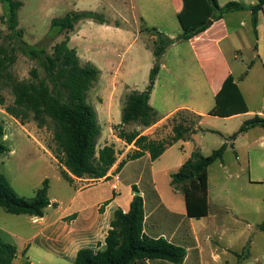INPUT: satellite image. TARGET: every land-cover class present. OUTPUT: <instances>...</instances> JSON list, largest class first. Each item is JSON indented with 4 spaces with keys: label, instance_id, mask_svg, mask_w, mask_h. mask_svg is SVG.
I'll list each match as a JSON object with an SVG mask.
<instances>
[{
    "label": "crops",
    "instance_id": "1",
    "mask_svg": "<svg viewBox=\"0 0 264 264\" xmlns=\"http://www.w3.org/2000/svg\"><path fill=\"white\" fill-rule=\"evenodd\" d=\"M108 7L111 15L104 17L105 23L82 20L75 25L69 37L70 44L79 43L75 50L80 61L94 64L101 71L97 82L100 100L95 109L101 129L97 150L113 145L117 162L101 179L77 178L68 173L72 178L69 182L62 175L67 169L55 158L51 148L38 142L56 164L54 177L49 181L51 205L43 217L12 215L3 209L4 212H0V221L3 222L0 232L12 240L11 243L7 242L16 246L18 251L12 264H74L81 249H103L114 212L121 209L127 213L136 193L144 201V234L153 239L164 238L183 247L186 250L183 264H262L254 261L252 241L248 236L237 233V219L229 218V189L225 187V197L221 195L218 202L211 200V186L217 184L221 177L219 170L223 171L224 179V173L229 172V165L224 161L225 154L208 168L207 211L200 212L193 208L194 204L189 203L184 192L175 190L171 185V176L178 172L195 150L204 155L199 137L211 130L205 127L207 121L213 118L208 113L215 106L216 95L229 75L239 85L249 112L222 119L241 118L240 128L253 116H264V97L262 109L253 111L241 88L255 62L242 60L238 64L246 67V70L241 73L239 71L244 68H238L237 74L240 75L236 76V69L230 60V55L233 54L236 61L242 54L236 47L241 38V25L239 22L229 23L231 12L200 35L190 40H177L196 14L197 0H114ZM89 31H97L104 36L103 40L86 35ZM145 34L149 35L151 44H143L131 56L114 48L112 41H125L131 37L136 42ZM166 38L176 41L166 48L162 56L161 69L150 97V105L157 111L159 121L148 128L130 124L125 129H138L141 135L153 140L168 139L173 135L171 119L180 111H190L201 116L198 125L201 130L192 138L180 140L169 147L156 161L146 151L139 159L128 161L119 168L127 155L139 148L134 143L119 139L114 127L121 124L126 96L133 91L146 89L155 63L154 43ZM225 43L230 46L229 50ZM115 64L116 67H113ZM137 73L142 74L140 78L135 76ZM0 114L12 119L27 132L28 123L21 124L1 106ZM35 128L41 130L37 125L32 129ZM257 129L263 132H255ZM254 132L264 138V129L256 127L239 135L233 143L228 140L220 146L226 143L227 152L229 148L234 149L239 137ZM213 169L215 174L212 175ZM113 185H117L118 189L114 190ZM134 187L138 192L134 191ZM212 206L216 208L215 212ZM247 246L249 250L245 252ZM139 264L171 263L158 259Z\"/></svg>",
    "mask_w": 264,
    "mask_h": 264
},
{
    "label": "trees",
    "instance_id": "2",
    "mask_svg": "<svg viewBox=\"0 0 264 264\" xmlns=\"http://www.w3.org/2000/svg\"><path fill=\"white\" fill-rule=\"evenodd\" d=\"M1 1L6 7L7 16L2 18V21L8 24L9 29L17 37H21V31L18 30V11L22 3L18 0ZM197 3L196 14L186 24L177 40H190L205 32L225 14L246 9L251 10L256 28V14L264 11V0H258L257 4L250 7L238 2H229L221 6L218 0H197ZM89 19L105 23L102 15L92 11L73 12L52 21L51 29L57 30L58 34H64L65 37L55 45L52 55L45 56L43 63L45 79L40 77L37 69H33L30 79L15 80L11 68L16 59L6 47L0 46V106L23 125L32 120L40 129L52 128L55 147L51 151L67 169L62 175L69 182L72 178L68 173L77 178L101 179L117 162V152L113 145H106L97 150L101 129L95 108L87 103V93L99 80L101 71L91 63L82 65L77 51L70 47V32L77 23ZM175 41L176 39L166 38L154 43L155 63L146 89L142 92L133 91L126 96L121 124L114 129L119 139L129 144L134 143L139 150L128 154L119 168L128 161L139 159L146 151L150 153L152 160L156 161L169 147L180 140H187L189 135L201 130L185 116V112L191 113L190 111L175 114L171 120L173 135L168 139L153 140L141 135L138 129L133 131L125 129V126L130 124L148 128L159 121L157 111L150 105V97L161 69L162 56L166 48ZM25 52L35 58L44 54V51L32 48L25 49ZM6 87L11 88L14 97L11 105L6 104V97L2 93ZM248 112L249 107L239 85L234 77L229 75L217 93L216 104L208 115L228 118ZM197 117L201 120V116ZM256 127L264 129V116L257 114L244 122L232 135L233 142L239 135ZM5 136V128L0 125V155L12 152ZM226 150V143L207 156L195 150L178 172L171 176L173 188L182 190L189 203L201 202L205 205L204 212L208 208V168L216 160L222 159ZM134 191L138 192V189L134 187ZM48 193L49 180L45 179L33 198L22 197L0 170V208L8 214L43 217L45 210L51 205ZM144 221V201L142 196L136 193L127 213L121 209L114 212L104 248L98 251L81 249L74 264H139L146 260L158 259L171 264H183L186 250L164 238L153 239L146 236ZM260 229L264 230V224ZM248 250L249 246L245 248V252ZM17 256V247L0 237V264H12Z\"/></svg>",
    "mask_w": 264,
    "mask_h": 264
},
{
    "label": "rangeland",
    "instance_id": "3",
    "mask_svg": "<svg viewBox=\"0 0 264 264\" xmlns=\"http://www.w3.org/2000/svg\"><path fill=\"white\" fill-rule=\"evenodd\" d=\"M18 1L22 3L18 11V30L21 31V37H17L9 29L8 24L2 21V18H6L7 16L6 7L0 0V46L6 47L16 59L11 72L14 79L18 81L30 79V73L33 69L38 70L41 78H46V72L43 67L45 56L52 55L55 45L60 43L65 37L64 34H58L57 30L51 29L54 19H60L78 11H94L108 18L111 15L108 6L114 3V0ZM218 2L223 5L229 2H238L250 7L257 4L258 0H218ZM256 18L257 27L255 28L253 15L249 9L236 11L228 16L229 23L234 24L239 22L241 25L239 32L241 38L236 47L238 50H241L240 53L242 54L236 61L233 59V54L230 55V60L236 69L235 75H240L237 74L238 68H244V70L239 71L241 73L246 70V67H241L238 64L242 60L246 63L250 61L255 62V66L248 78L245 82L241 83V88L253 111L262 109L264 97V11H259L256 14ZM87 26L94 25L88 24ZM86 35L99 40H103L104 38L97 31H89ZM112 42L114 48L120 50L121 53L131 56L143 44L149 43L150 45L151 39L148 34H145L136 42H133V38L131 37L129 40ZM77 46H79V43L74 42L70 44V47L73 49H76ZM225 46L229 50L230 46L227 43H225ZM111 47L113 46L111 45ZM28 48L38 51L42 50L44 54L35 58L25 52V49ZM81 64L85 65L86 63L81 62ZM124 66L126 67L127 63ZM113 67H116V64ZM141 75V73H137L135 76L140 78ZM97 82L87 93V103L95 109L98 108L100 100ZM49 84L54 89L52 84ZM2 93L6 97V104L11 105L14 101L11 88H3ZM121 98L123 100V97ZM185 116L198 127L200 120L197 116L186 112ZM240 120L241 118L225 120L218 117L208 120L205 127L211 130L199 137L203 145L204 155L211 154L212 151L218 149L222 143L228 140L229 143H233L231 137L238 131ZM27 123L26 130L29 134L24 132L21 127H18L12 119L0 114V125H3L5 128L6 143L14 151L13 154L0 155V170L9 177L15 191L20 196L32 198L35 195V190L42 186L45 179L49 181L53 179L56 169V164L41 149L38 142L51 149L55 147V144L51 127L42 128L38 131L36 128L32 129L37 125L34 121L29 120ZM255 132H263V130L257 129ZM255 132L239 137L234 149L229 148L225 153L224 161L229 165V172L224 173V179L222 177L223 171L219 170L218 175H221L222 178L220 177L217 184H212L210 197L211 200L218 202L219 197L223 194L225 195V187L229 189L227 198L229 203V218L237 219L236 226L239 229L237 233L240 236H248L252 241L251 249L256 259L254 261H260V263L264 264V231L259 229V226L264 224V138H261ZM193 135H189V138H192ZM237 156H239V160ZM214 171L215 169H213L212 175L215 174ZM53 193L54 190L52 191ZM224 195L223 197H225ZM193 208H197L201 212V210H204L205 205L198 202V204H194ZM215 209L212 206L213 212H215ZM0 212L4 211L0 209ZM2 223L0 221V224ZM0 237L5 242L12 241L2 232H0ZM15 264L19 263L16 262Z\"/></svg>",
    "mask_w": 264,
    "mask_h": 264
},
{
    "label": "built area",
    "instance_id": "4",
    "mask_svg": "<svg viewBox=\"0 0 264 264\" xmlns=\"http://www.w3.org/2000/svg\"><path fill=\"white\" fill-rule=\"evenodd\" d=\"M113 189L117 190L118 189L117 185H113Z\"/></svg>",
    "mask_w": 264,
    "mask_h": 264
}]
</instances>
